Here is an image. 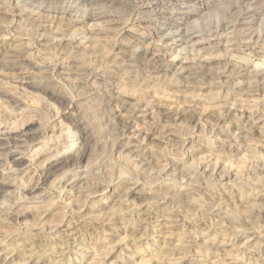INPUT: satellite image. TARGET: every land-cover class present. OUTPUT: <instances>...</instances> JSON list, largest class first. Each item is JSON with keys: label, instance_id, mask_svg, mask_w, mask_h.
Masks as SVG:
<instances>
[{"label": "rangeland", "instance_id": "rangeland-1", "mask_svg": "<svg viewBox=\"0 0 264 264\" xmlns=\"http://www.w3.org/2000/svg\"><path fill=\"white\" fill-rule=\"evenodd\" d=\"M72 1L52 0L51 2H44L42 3L43 8H41L44 10H41V14L32 18L18 16L17 13L15 16L5 14V11L9 9L15 12V7L20 3V0H0V38H7L5 48H8L9 44L14 41L24 43L28 47L27 53L30 54L31 59L33 58L31 61L36 68L33 70L26 67V69L21 70L12 64L0 63V90L20 98L15 103L0 94L2 106L11 108L13 111V114L6 116L5 111L3 112V108L0 106V124L10 129H18L32 120L31 122L35 123L36 126L32 125L30 128L38 127L42 131L46 129L48 133L41 140V145L37 146V154H33L36 165H38L37 171H21V174L18 173L20 176L18 174L13 175L8 171H10L11 166L14 169L19 162L7 160L5 155L0 156L1 163L5 162L0 165V182L4 181L3 177L7 171V182L17 184L16 187L6 188L7 195H0V204L5 202V204L12 206L18 195L20 196L17 188L20 184L28 187L22 191L23 196L31 197L33 195L31 193L32 187L38 179V174L40 173L39 176L44 174L50 167L49 162L45 160L47 156L50 158L57 152L64 154L70 149L73 150L71 153L76 154L80 149L79 147L85 144L78 137L86 129L85 132L90 138L88 146L85 148V158L74 174L68 175L70 171L66 172L69 168L64 166L45 183V189L39 191L46 196L47 202L42 204V208L21 218L22 223L28 224V231L21 229L22 227L16 223L0 222V237L12 235V233L16 234L15 239L4 242L7 252L8 250L15 252V256L8 255L10 261L7 264H24L23 260L28 258L33 261L34 255L36 258L40 254H47V252L52 253V259L55 260L58 257L54 258V254L59 256L62 246L65 248L67 245H70L71 248L65 260H61L60 264H91L93 257L99 259L113 249L116 252L105 261L106 264H111V262L122 260L123 254L121 256L120 253L128 252L122 249V246L125 247L126 245L131 246L135 254L131 263L126 264H143V262L167 264L165 261L157 260V252L154 250L157 247H163V244L157 243L156 246L153 241L161 240V236L168 235L167 231L169 230H174V233L181 235L180 241L174 243L180 245L181 242V245L178 250L173 252V255L166 256L167 258L187 257V259H192L200 257L204 258L202 260L206 263L214 260L217 256L219 259H226L227 252L220 251L221 254L216 255L215 250L208 251L201 248L198 244L202 239V230L209 231L207 235L209 239L214 237V240L224 243L228 240L227 237L229 238L239 229H252L253 232L256 229L257 235L263 237L264 186L262 181H264V170H261V167L264 161H258L257 157H253L259 156V153L260 156L262 154L264 156V92L254 94V92L248 91L246 89V84L249 81L247 78L237 81L235 78L219 79V75L223 71L232 70L231 68L235 65L245 66L246 70L249 71H254L257 67L264 69V0H98L97 3L91 2L92 0H82L83 3L79 6L72 5L75 8L69 10L70 13L69 11L66 12L65 8L68 10L67 6L70 7L69 3ZM1 4H6L7 9ZM92 12L100 13V15L89 18L88 15ZM244 12L248 13V16L243 17L242 13ZM180 28H186L195 35H199V39L204 40H202L203 43L195 46L194 42L197 40H189L190 38H188L186 41L184 39L185 42L179 41L177 44H172L173 47L171 46L166 51L164 38ZM80 40L83 41V44ZM136 48L138 50L140 48V52L149 48L150 51L157 52L156 54L159 55L164 52L161 61L164 64L179 56H181L179 57L180 60H189L188 62L191 60L192 65L193 62L202 60L201 65H206L203 70L204 73H202L203 75L194 74L192 76L186 74L183 75L184 77L173 75V71L157 74L152 69L150 70V62L143 58L133 67H128L126 60L123 59L124 55H129L133 52L130 50H136ZM124 51L128 52L124 54ZM194 56L195 58H193ZM62 60L64 61L62 62ZM142 63L143 65H141ZM147 63L149 64L145 65ZM151 66L154 65L151 63ZM210 68L216 73H206ZM128 69L134 71L131 72ZM136 70H139V73ZM126 71L128 74L131 72L129 76ZM26 72L32 74V79L35 77L33 79L36 81L35 84L25 86L24 91L23 89H16L18 84L15 83V80L17 82L18 75H23ZM247 72L245 71V73ZM157 75L165 77L159 76L160 80ZM126 77L131 78L126 79ZM169 78L172 79L173 85H171ZM156 79L160 81L151 84V82H157ZM179 79L180 81H178ZM227 79L228 81H225ZM173 80L178 82L177 85ZM237 82H247L242 87L245 89L241 88L242 91L233 89V85ZM153 85L159 86L152 87ZM214 95L219 96V98ZM118 101H125L124 107L119 108ZM161 103L166 107L172 105L171 108L176 111H185L188 107V109L194 107L192 110L196 112L197 117L201 114L200 112H203L202 114L205 116L200 122H193L190 120L191 118L183 116L176 123L170 120L168 126L163 128V121L161 122L158 117V109ZM132 107L137 108L133 115L131 113ZM115 114L133 116L128 133H141V140L139 138L138 141L137 139L132 140L134 146L131 149L134 152L128 155V159L125 156L127 152L121 153L120 149L116 147L117 130L113 129L115 125L112 122ZM215 114L226 116L224 124L230 129L232 128V132L220 131ZM159 119L160 121H158ZM237 128L242 131V134L233 136V132L238 131ZM144 137L145 139H143ZM234 137H238V141L233 140ZM248 141L257 149L248 150V146H243V144L251 145ZM208 152H211L216 159L219 158L221 164L230 165L228 168L232 169V172L237 174L239 178L227 183V181H221L218 175L212 177L213 179L208 176L209 174L201 175L200 167H198L200 166L199 162L203 155L208 154ZM193 167V170L190 169ZM134 168L137 170L135 171ZM95 170L99 173L96 174ZM168 174H172V177ZM173 174L175 175L173 176ZM85 175L88 177L87 179ZM63 176L64 178L81 176L83 179L81 178L77 187L78 189L80 187V190L76 188L77 190L74 189L71 194L60 193L62 183L59 182L63 180ZM249 178L250 180H247ZM88 180L92 183L97 181L95 184L98 185L94 184L95 187H89L91 182L89 183ZM250 181L253 183L251 184ZM87 184H89L88 190ZM131 188L133 189L129 190ZM247 203L261 204V210L254 214L255 216L249 217L243 213L246 211L245 204ZM21 206L33 205L26 202L21 203ZM224 208L229 210H221L219 215V209ZM217 211L219 212L217 213ZM160 213L165 217H162ZM89 216L92 217H90L92 222L89 220ZM11 217L12 214H9L8 209L0 213V220L5 221L4 219H6L7 221ZM112 217L113 219H111ZM164 218L167 220L166 222L163 221ZM239 219L240 221L245 219L248 222L242 223ZM170 225L174 226L173 229L169 227ZM71 232L73 236L69 238L68 235ZM134 236L147 239L132 246L131 240ZM255 241L253 247L257 245L259 248L256 246L255 250L261 254L264 246H261L259 239ZM226 244L227 242L224 245ZM79 246L95 252L90 253V255L87 254L85 257H83L84 254H80V258L77 259L76 248ZM253 247L251 250H254ZM199 248L200 250H198ZM227 248L228 250L232 249L231 247ZM193 250L194 252H192ZM252 255L251 253H241L244 261H241L240 264H262L256 260V255ZM31 256L32 258H29ZM70 259L72 260L70 261Z\"/></svg>", "mask_w": 264, "mask_h": 264}, {"label": "bare ground", "instance_id": "bare-ground-1", "mask_svg": "<svg viewBox=\"0 0 264 264\" xmlns=\"http://www.w3.org/2000/svg\"><path fill=\"white\" fill-rule=\"evenodd\" d=\"M52 0H20V3H18L17 5H16V7H15V12L13 11V10H11V9H9V10H7V11H5V12H3V13H5V14H7V15H13V16H15V13H17V15L18 16H29V17H34V16H38L39 14H41V10L43 11L44 9H41V8H43L42 7V3H44V2H51ZM40 2H41V4H40ZM91 2H94V3H97L98 2V0H92ZM7 3V2H6ZM10 3V2H9ZM81 3H83V1L82 0H73L71 3H69L70 4V7H69V5L67 6V8H68V10H66V8H65V11L66 12H68L69 10H71V9H73V8H75V6L73 7L72 5H80ZM2 6H5V8H6V4H1ZM7 7H10L9 5H7ZM77 7V6H76ZM0 8H1V6H0ZM4 8V7H3ZM11 8V7H10ZM7 9V8H6ZM5 9V10H6ZM1 10V9H0ZM2 11H3V9H2ZM63 11V10H62ZM74 11V10H73ZM60 12V11H59ZM61 13V12H60ZM69 13H70V11H69ZM79 13V12H78ZM83 13H84V10H83ZM82 13V14H83ZM55 14H56V12H55ZM57 14H58V11H57ZM80 14V13H79ZM88 14V13H87ZM146 14V13H145ZM149 14V13H148ZM235 14V13H234ZM243 14V17H246V16H248V13H242ZM86 15V14H85ZM100 15V13H96V12H92L91 14H89L88 16H89V18L91 17V18H93V17H96V16H99ZM147 15V14H146ZM233 15V14H232ZM83 18V17H82ZM238 18V17H237ZM242 18V17H241ZM240 19V18H239ZM233 23V22H232ZM228 24V23H227ZM230 25H231V23H229ZM233 25V24H232ZM160 31V30H159ZM216 32V31H215ZM168 33V32H167ZM170 33H172V32H170ZM217 33V32H216ZM200 34V33H199ZM217 35V34H216ZM225 36V35H224ZM165 37V36H164ZM221 37V36H220ZM178 38V39H177ZM188 38H190L189 40H192V39H194V40H197V41H195L194 42V44H195V46L196 45H199L200 43H203L202 42V40H200L199 39V35H195V33H193V32H191V31H189V30H187L186 28L185 29H182V28H180V29H178V31H176V32H174V33H172V34H170V35H167V37H165L164 39H165V42H164V49L167 51L171 46L173 47V45L172 44H177V42H179V41H184V39H185V41H186V39H188ZM198 38V39H197ZM252 38V37H251ZM163 39V38H162ZM245 39V38H244ZM249 40V39H248ZM70 41V40H69ZM72 41V40H71ZM70 41V42H71ZM85 41V40H84ZM184 41V42H185ZM204 41V40H203ZM207 41V40H206ZM210 41V40H209ZM62 42V41H61ZM78 42V41H77ZM80 42H81V40H80ZM83 42V41H82ZM81 42V43H82ZM69 43V42H68ZM131 43V42H130ZM129 43V44H130ZM208 43V42H207ZM220 43H221V41H220ZM6 44H7V38L6 37H1L0 38V63H4V64H12L13 66H15L17 69H26V67H29V68H31V69H33V70H36V68H35V66H34V64L32 63V59L30 58V54L29 53H27V46L24 44V43H22V42H20V41H14V42H12L11 44H9V46H8V48H5L6 47ZM79 44V43H78ZM83 44V43H82ZM134 44H137L136 42H134ZM211 44V43H210ZM215 44V43H214ZM257 44V43H256ZM80 46H81V44H79ZM159 45H161V44H159ZM212 45V44H211ZM75 46V45H74ZM79 46V47H80ZM214 46V45H213ZM145 49V48H144ZM157 49V48H156ZM159 50V49H158ZM130 51H133L132 53H130L129 55L127 54V55H124V58L121 56V58H123V59H125L126 60V65L128 66V67H133L134 65H135V63H138V62H140V60H142V58L143 59H145L146 61H149L150 62V65H149V67H150V70L152 69L155 73L157 72V74L158 73H162L163 72V74L164 73H168V72H174L173 73V75H176V76H179V77H184L183 75H186V74H189V75H196V74H201V75H203L202 73H204L203 72V70H204V68H205V66H203V65H201L202 63H201V61H199V62H196V63H194L193 62V65L191 64L192 62H191V60H190V62H188V61H185V60H180L179 59V57H181V56H179V57H174V59L172 60V61H170V62H165V64L163 63H161V61H162V57H163V53L164 52H162V54L161 55H159V54H156L155 52H153V51H150L149 50V48H147V50H145V51H143V52H140L141 51V49L139 48V50H138V48H136V50H130ZM166 51H165V54H166ZM126 52H128V51H126ZM125 51H124V54L126 53ZM60 53V52H59ZM62 53H64V52H62ZM61 53V54H62ZM196 53H198V52H196ZM200 53V52H199ZM168 54V53H167ZM60 55V54H59ZM64 55V54H63ZM198 55V54H197ZM118 56V55H117ZM2 57H3V60H2ZM67 57V56H66ZM201 57V56H200ZM204 57V56H203ZM10 58V59H9ZM119 58V57H118ZM193 58H195V56L193 57ZM207 58V57H206ZM205 58V60H207ZM9 59V60H8ZM64 59H66V58H64ZM68 59V58H67ZM116 59V58H115ZM189 59V58H188ZM204 59V58H203ZM119 60V59H118ZM204 60V61H205ZM209 60H211V59H209ZM38 61V60H37ZM64 60H62V62H63ZM194 61H195V59H194ZM123 62H124V60H123ZM134 62V63H133ZM208 62V61H207ZM238 62V61H237ZM37 63V62H36ZM42 63V62H41ZM151 63L154 65V66H151ZM239 63V62H238ZM237 63V64H238ZM264 63V62H263ZM40 64V63H39ZM149 63H147V64H145V65H148ZM160 64V65H159ZM240 64V63H239ZM38 65V64H37ZM36 65V66H37ZM40 65H42V64H40ZM120 65H122V64H120ZM138 65H140V64H138ZM141 65H143V63L141 64ZM257 65H259V64H257ZM257 65L255 66V68L257 67ZM262 65V64H261ZM123 66V65H122ZM208 66V65H207ZM211 66V65H210ZM260 66V65H259ZM121 67V66H120ZM126 67V66H125ZM146 67H148V66H146ZM148 67V68H149ZM213 67V66H212ZM225 67V66H224ZM223 67V68H224ZM262 67H263V65H262ZM44 68V67H43ZM215 68V67H214ZM119 69V68H118ZM127 69V68H126ZM200 69V70H199ZM232 70H230V71H223L219 76V79H222V78H235V79H237V81H238V79H246L247 78V80H249L248 81V83L246 84L245 82L243 83H241V82H237L235 85H233L234 87H233V89H239V91H242V90H240L242 87H243V85L244 84H246V89L248 90V91H252V92H254V94L256 93V94H259V93H262V92H264V69H260V67L258 68L257 67V69H255L254 71H249V70H246V68H245V66H240V65H235V66H233L232 68H231ZM81 70V69H80ZM92 70V69H91ZM130 69H128V71H129ZM54 71V70H53ZM93 71V70H92ZM123 71V70H122ZM131 71V70H130ZM132 71H134V70H132ZM131 71V72H132ZM137 71V70H136ZM139 71V70H138ZM137 71V72H138ZM217 71V70H216ZM220 71H221V69H220ZM245 71L247 72V73H245ZM31 73H32V71H30ZM36 72V71H35ZM45 72V71H44ZM127 72V71H126ZM130 72V73H131ZM147 72V71H146ZM145 72V73H146ZM31 73H28V72H26V73H24L23 75H18V78H17V82H16V80H15V83H17L18 85H16V89H20V90H22L25 86H33V84H35V80H33L32 79V74ZM37 73V72H36ZM35 73V74H36ZM79 73V72H78ZM129 73V74H130ZM134 73V72H133ZM136 73V72H135ZM134 73V74H135ZM139 73V72H138ZM137 73V74H138ZM206 73H208V74H212V73H216V72H214V71H212V68H210L209 69V71L208 72H206ZM33 74H34V72H33ZM67 74V73H66ZM86 74H88V73H86ZM127 74H128V72H127ZM129 74H128V76H129ZM95 75V74H94ZM140 75V74H139ZM201 75H200V77H201ZM205 75V74H204ZM217 75H218V72H217ZM60 76V75H59ZM132 76V75H131ZM158 76V78H160V77H162L163 75H157ZM160 76V77H159ZM168 76V75H167ZM190 76V77H191ZM209 76V75H208ZM208 76H207V78H208ZM74 77V76H73ZM72 77V78H73ZM140 78H141V76H139ZM152 77V76H151ZM163 77H165V76H163ZM171 77V76H170ZM195 77V76H194ZM203 77V76H202ZM204 77H206V76H204ZM47 78V77H46ZM75 78H76V76H75ZM127 78H131V77H126V79ZM144 78V77H143ZM156 78V77H155ZM155 78H154V80H155ZM167 78V77H166ZM173 78V77H172ZM67 79V78H66ZM80 79V78H79ZM146 79V78H145ZM148 79V78H147ZM170 79V78H169ZM201 79V78H200ZM37 80V79H36ZM41 80V79H40ZM46 80V79H45ZM54 80V79H53ZM83 80V79H82ZM134 80V79H133ZM136 80V79H135ZM160 80H161V78H160ZM159 80V81H160ZM191 80V79H190ZM204 80V79H203ZM42 81V80H41ZM58 81H59V79H58ZM76 81V80H75ZM126 81V80H125ZM128 81V80H127ZM143 81H146V80H144L143 79ZM142 81V82H143ZM150 81H151V79H150ZM149 81V82H150ZM156 81L157 82H155V83H152L151 82V84H156V83H158L159 81L156 79ZM172 79H170V83H171V85H173L172 84ZM174 82H176L175 80H173ZM178 81H180V79L178 80ZM184 81V80H183ZM225 81H228V79L227 80H225ZM234 81V80H233ZM77 82H78V80H77ZM81 82V81H80ZM129 82H133V81H129ZM196 82H197V80H196ZM206 82V81H205ZM230 82V81H229ZM139 83V82H138ZM163 83V82H162ZM167 83V82H166ZM170 83H169V85H170ZM177 83L178 82H176V84L175 85H177ZM180 83V82H179ZM192 83V82H191ZM194 83V82H193ZM223 83H225V82H223ZM227 83V82H226ZM19 84H20V86H19ZM137 84V83H136ZM147 84V83H146ZM199 84V83H198ZM214 84V83H213ZM233 84H234V82H233ZM144 85V84H143ZM208 85V84H207ZM228 85V84H227ZM137 86V85H136ZM155 85H153L152 87H154ZM157 86H159V85H156L155 87H157ZM162 86V85H161ZM160 86V87H161ZM216 86V85H215ZM224 86V85H223ZM230 86H232L231 84H230ZM229 86V87H230ZM245 86V85H244ZM99 87H101V86H99ZM104 87V86H103ZM131 87V86H130ZM149 87H151V86H149ZM197 87V86H196ZM210 87H211V83H210ZM106 88V87H105ZM25 89V88H24ZM24 89H23V91H24ZM149 89V88H148ZM162 89V88H161ZM203 89V88H202ZM219 89V88H218ZM228 89V88H227ZM242 89H245V88H242ZM144 90H145V88H144ZM147 90V89H146ZM200 90V89H199ZM214 90V89H213ZM110 91V90H109ZM149 91V90H148ZM212 91V90H211ZM220 91V90H219ZM227 91V90H226ZM232 92H233V90H231ZM230 91V92H231ZM238 91V92H239ZM245 91V90H244ZM177 92V91H176ZM209 93H210V91H208ZM247 92V91H246ZM180 93V92H179ZM215 93V92H214ZM219 93V92H218ZM235 93V92H234ZM0 94H2V96L3 97H5L6 99H9L10 101H13V102H17L20 98H18V96L16 97V95H11L9 92H4V91H2V90H0ZM174 94V93H173ZM207 94V93H206ZM228 94V93H227ZM241 94V93H240ZM177 95V94H176ZM200 95V94H199ZM204 95H205V93H204ZM102 96V95H101ZM197 96H198V94H197ZM215 96V95H214ZM213 96V97H214ZM226 96H228V95H226ZM234 96V95H233ZM178 97V96H177ZM199 97V96H198ZM216 97V96H215ZM225 97V96H224ZM205 98H209V97H205ZM204 98V99H205ZM216 98H219V96L218 97H216ZM215 98V99H216ZM241 98V97H240ZM239 98V99H240ZM260 98V97H259ZM100 99V98H99ZM214 99V100H215ZM227 99V98H226ZM242 99V98H241ZM112 100V99H111ZM115 100H117V99H115ZM218 100V99H217ZM216 100V101H217ZM254 100V99H253ZM173 101V100H172ZM229 101V100H228ZM235 101V100H234ZM256 101V100H255ZM72 102V101H71ZM109 102H112V101H109ZM205 102H206V100H205ZM224 102V101H223ZM227 102V101H226ZM233 102V101H232ZM104 103V102H103ZM117 103V102H116ZM124 103V104H123ZM235 103V102H234ZM257 103V102H256ZM118 106H119V108H121V107H124V105H125V101H122V102H119L118 101ZM175 104V103H174ZM255 104V103H254ZM108 105V104H107ZM243 105V104H242ZM0 106L3 108V112L5 111V115L6 116H8V115H11V114H13L12 112V109L10 110V109H8L7 107H5V106H2V101H1V99H0ZM102 106V105H101ZM117 106V105H116ZM168 106V105H167ZM251 106H253V105H251ZM127 107V106H126ZM171 107H172V105H171ZM171 107H166V105H162V103H161V105H159V109H158V117L161 119V122L163 121V128H166L167 126H168V123H170V120H172L174 123H176L178 120H180V118H182L183 116H187V117H189V118H191L190 120H192L193 122H200V120H202L204 117L203 116H205V114H202L203 112H200L201 114L200 115H198L199 117H197L196 116V112H194V110H192L191 108L190 109H186L185 111H176L175 109H172ZM173 107H174V105H173ZM177 107V106H176ZM256 107V106H255ZM185 108V107H184ZM198 108V107H197ZM232 108V107H231ZM1 109V108H0ZM130 110H131V108H129ZM181 109V108H180ZM245 109V108H244ZM250 109V108H249ZM256 109V108H255ZM262 109V108H261ZM137 110V108H134V107H132V110H131V113H132V115L135 113V111ZM146 110H147V108H146ZM242 110V109H241ZM129 111V110H128ZM196 111H198V110H196ZM202 111V110H201ZM210 111V110H209ZM223 111V110H222ZM230 111V110H229ZM205 112V111H204ZM217 112H219V111H217ZM216 112V113H217ZM209 113H211V112H209ZM208 113V114H209ZM228 113V112H227ZM156 115V114H155ZM216 115V114H215ZM228 115V114H227ZM248 115V114H247ZM73 116V115H72ZM217 116V115H216ZM111 117V116H110ZM132 117L133 116H126V115H118V114H115V116L113 117V120H112V122H113V124L115 125V128H113V129H115V130H117V138H115V142H116V147L117 148H119L120 149V151H121V153H125V152H127V154L125 155V156H127V159H128V155H131V154H133V150L131 149L132 148V146H134L133 144H132V140H136L137 139V141L140 139V134L141 133H139V134H137V132L136 133H132V134H130V133H128V128L130 127V121H131V119H132ZM157 117V116H156ZM209 117V116H208ZM225 115L223 114H221V115H219L218 114V116H217V124H218V126H219V129H220V131L221 132H223V131H229V132H232V128L230 129L228 126H225ZM228 118V117H227ZM260 118V117H259ZM258 118V119H259ZM160 119L158 120V121H160ZM251 119V118H250ZM236 120V119H235ZM32 121V120H31ZM30 121V123L28 122V124H26L25 126L24 125H22L20 128H9V127H6L5 125L4 126H2L3 124H0V156H2V155H5L6 156V158H7V160H12V161H15V162H19V164L17 165V166H15L14 167V169H12V167L13 166H11V168H10V171H8V172H10V173H12L13 175H15V174H21V171L23 172V171H29V172H34V171H37L36 169H37V166L38 165H36V159H34V155L33 154H35L36 152H37V146L40 144L41 145V140L42 139H44V136H46L48 133H47V131H46V129H43V127H42V129L44 130V131H42L41 130V128H39L38 129V127L37 128H30V126H32V125H35V123H33V122H31ZM204 121H205V119H204ZM208 121V120H207ZM206 121V122H207ZM232 121V120H231ZM107 122V121H106ZM191 122V121H190ZM251 122H252V120H251ZM254 122V121H253ZM111 123V122H110ZM159 123V122H158ZM216 123V122H215ZM112 124V123H111ZM160 124V123H159ZM173 124V123H172ZM191 124V123H190ZM239 124V123H238ZM251 124V123H250ZM253 124V123H252ZM75 125V124H74ZM175 125V124H174ZM173 125V126H174ZM221 125V126H220ZM245 125V124H244ZM254 125V124H253ZM24 126V127H23ZM36 126V125H35ZM230 126V125H229ZM112 127H113V125H112ZM111 127V128H112ZM158 127V126H157ZM177 127V126H176ZM176 127H174V128H176ZM204 127V126H203ZM234 127H236V126H234ZM233 127V128H234ZM243 128V127H242ZM262 128H263V126H262ZM49 129V128H48ZM78 129V128H77ZM238 129V128H237ZM250 129H251V127H250ZM66 130V129H65ZM83 130V129H82ZM87 130V129H86ZM85 130V131H86ZM172 130V129H171ZM260 130V129H259ZM77 131V130H76ZM85 131H83L81 134H80V136L78 137L79 139H81L83 142H85V144L83 145V146H80L79 148V151L76 153V154H74V153H71L72 151H71V149L69 150V151H67L66 153H64V154H61V153H59V152H55L56 154L55 155H53L52 157H50L49 158V156H47V159H45L46 161H48L49 163H48V165L50 166L49 168H48V170L44 173V174H41L40 176H39V174H38V179H37V181L36 182H34L35 184L33 185V189H32V192L31 193H33V195H31V197H28V196H23V192L22 191H24V190H26V189H28V187H27V185H22V184H20V186L19 187H17L18 189H19V193H20V196L18 195V197H17V200H15V202H13L12 203V206L10 205L9 206V204L7 205V204H5V202H1V204H0V213H2V212H4V211H7V209H8V212H9V214H12V217L11 218H8V220L6 221V219H4L5 221H3V220H0V222H10V223H16V224H19V226H21L22 228L21 229H27V231H28V229H29V226H28V224L27 223H22L21 222V218H23V217H25L27 214H31L33 211L35 212L37 209H40V208H42L43 206H42V204L43 203H45V202H47V198H46V196L45 195H43V194H41L39 191H41V190H44L45 189V183L54 175V174H56L58 171H60V170H62V168H64V166H66L67 167V169L69 168V170L66 172V173H68L69 171V173H68V175L70 174V175H72V174H74V172L76 171V169L77 168H79L80 167V164H81V162L83 161V159L85 158V148L88 146V142H89V136H87V134H86V132ZM235 131V130H234ZM245 131V130H244ZM247 131V130H246ZM253 131H256V130H253ZM263 131V130H262ZM52 133L54 132V131H51ZM66 132H68V131H66ZM242 131H240L239 129H238V131L236 130V132H233V136H236L237 134H242L241 133ZM260 132V131H259ZM50 133V132H49ZM170 133V132H169ZM228 133V132H227ZM244 133V132H243ZM252 133V132H251ZM250 133V134H251ZM263 133V132H262ZM76 134V133H75ZM232 134V133H231ZM248 134V133H247ZM259 134V133H258ZM73 135V134H72ZM110 135V134H109ZM249 135V134H248ZM248 135H246L247 136V138H249V136ZM260 135V134H259ZM262 135V134H261ZM52 136H54V135H52ZM52 136H50V137H52ZM112 136V135H111ZM246 136H244V137H246ZM253 136V135H252ZM263 136V135H262ZM261 136V137H262ZM49 137V136H48ZM55 137V136H54ZM58 137V136H57ZM164 137V136H163ZM178 137V136H177ZM53 138V137H52ZM110 138V137H109ZM139 138V139H138ZM236 138H237V140H236ZM234 137L233 138V140H235V141H238V137ZM246 138V139H247ZM264 138V137H263ZM263 138H261V139H263ZM143 139H145V137L143 138ZM57 140V139H56ZM141 140V139H140ZM49 141V140H48ZM113 141V140H112ZM146 141V140H145ZM187 141V140H186ZM234 141V142H235ZM246 141V140H245ZM250 141V140H249ZM248 141V142H249ZM264 141V140H263ZM52 142H53V140H52ZM105 142V141H104ZM244 142V141H243ZM261 142V141H260ZM49 143H51V142H49ZM101 143H103V142H101ZM108 143V142H107ZM183 143V142H182ZM230 143H232V142H230ZM238 143V142H237ZM239 143H241V142H239ZM250 143V142H249ZM255 143V142H254ZM44 144V143H43ZM114 144V143H113ZM143 144H144V141H143ZM232 144H235V143H232ZM251 144V143H250ZM243 146H248V150H253L254 148H256L257 149V147H254L252 144L251 145H245V144H243ZM48 147V146H47ZM57 147V146H56ZM59 147V146H58ZM50 149V148H49ZM114 149V148H113ZM138 149V148H137ZM43 151V150H42ZM44 152V151H43ZM42 152V153H43ZM237 152V151H236ZM253 152H255V151H253ZM261 152V151H260ZM31 153V154H30ZM41 153V152H40ZM51 153V152H50ZM49 153V154H50ZM119 153V152H118ZM140 153V152H139ZM139 153H138V156H139ZM249 153V152H248ZM257 153V152H256ZM37 154V153H36ZM45 154V153H44ZM48 154V153H47ZM254 154V153H253ZM252 154V155H253ZM39 155V154H38ZM124 155H123V157H124ZM18 156V157H17ZM140 156H141V154H140ZM251 156V155H250ZM263 154L260 156V153H259V156L257 155V156H254L253 158H256L257 157V159H258V161H264V159H263ZM119 157H120V155H119ZM118 157V158H119ZM36 158V157H35ZM122 158V157H121ZM132 158V157H131ZM138 158V157H137ZM251 158H252V156H251ZM219 158H215V156L211 153V152H208V154H205V155H203V157H202V159H200V162H199V164H200V166H198V167H200L199 168V171H201V175H203V176H206V175H208V176H210V178H212V177H215V176H219L218 178H221L220 180L221 181H227V183H229V182H232V181H235L237 178H239L238 177V175L237 174H234L233 172H232V169H230V168H228L229 166H227V164H221V162L218 160ZM5 160V159H4ZM137 160V159H136ZM1 161H2V159H0V165H2V163H5V162H2L1 163ZM45 161V162H46ZM55 161V162H54ZM257 161V162H258ZM145 162V161H144ZM38 164V163H37ZM131 164V163H130ZM139 164V163H138ZM141 164H143L142 162H141ZM145 164V163H144ZM147 164V163H146ZM149 164V163H148ZM6 165H7V162H6ZM94 165V164H93ZM119 165V164H118ZM170 165V164H169ZM174 165V164H173ZM5 166V165H4ZM138 166V165H137ZM140 166V165H139ZM172 166V165H171ZM175 166V165H174ZM173 166V167H174ZM10 167V166H9ZM90 167V166H89ZM177 167V166H176ZM198 167H197V169H198ZM258 167V166H257ZM256 167V168H257ZM133 168V167H132ZM135 168H138V167H136L135 166ZM135 168H134V170H135ZM232 168H233V166H232ZM140 169V168H139ZM142 169V168H141ZM144 169V168H143ZM165 169V168H164ZM175 169V168H174ZM190 169H194V167L193 168H190ZM189 169V170H190ZM89 170V169H88ZM92 170V169H91ZM137 170V169H136ZM135 170V171H136ZM250 170V169H249ZM251 170H253V169H251ZM257 170V169H256ZM261 170H264V164L262 165V167H261ZM96 171V174H97V170H95ZM95 171H94V174H95ZM139 171V170H138ZM146 171V170H145ZM168 171H170V170H168ZM173 171V170H172ZM185 171V170H184ZM187 171V170H186ZM255 171V170H254ZM26 172V173H27ZM91 172V171H90ZM140 172V171H139ZM6 173H7V171L5 172V174H4V177H3V179H4V181H1L0 182V195L2 196V194H5V195H7L8 194V192L6 191V188L7 187H12V186H17V184H10V182L8 183L7 182V180H6ZM42 173V172H41ZM88 173V172H87ZM92 173V172H91ZM99 173V172H98ZM199 173V172H198ZM248 173V172H247ZM251 173V172H250ZM18 174V175H19ZM23 174V173H22ZM86 174V173H85ZM103 174V173H102ZM195 174V173H194ZM3 175V174H2ZM34 175H35V173H34ZM87 175V174H86ZM85 175V176H86ZM88 175H89V173H88ZM87 175V176H88ZM124 175V174H123ZM133 175V174H132ZM131 175V176H132ZM135 175V174H134ZM168 175H171V177H172V174H168ZM175 174H173V176H174ZM9 176V175H8ZM20 176V175H19ZM84 176V175H83ZM85 177L86 179L88 178V177ZM99 176V175H98ZM125 176V175H124ZM128 176V175H127ZM164 176V175H163ZM185 176V175H184ZM187 176V175H186ZM193 176V175H192ZM198 176V175H197ZM9 177H11V176H9ZM73 177V176H72ZM126 177V176H125ZM168 177V176H167ZM170 177V178H171ZM194 177V176H193ZM81 176H76V177H74V178H64V176H63V180L61 181V182H59V183H62V186H61V190H60V193L61 192H66V194H71L72 192H74L73 190L74 189H76L77 187H78V182L81 180ZM112 178V177H111ZM132 178V177H131ZM165 178H166V176H165ZM196 178V177H195ZM200 178V177H199ZM202 178V177H201ZM205 178V177H204ZM207 178V177H206ZM209 178V179H210ZM9 179V178H8ZM11 179V178H10ZM83 179V178H82ZM90 179V178H89ZM190 179H191V177H190ZM213 179V178H212ZM110 180V179H109ZM192 180H193V178H192ZM194 180H196V179H194ZM200 180V179H199ZM198 180V181H199ZM217 180V179H216ZM242 180V179H241ZM247 180H250V178L249 179H247ZM259 180V179H258ZM263 180V179H262ZM86 181V180H85ZM89 181V180H88ZM238 181V180H237ZM253 182H254V180H252ZM91 182V184L89 185V184H87V190L89 189L88 188V185H89V187H93L94 186V184L95 183H97V181L96 182H94V183H92V181H89V183ZM204 182V181H203ZM249 182V181H248ZM253 182H251L250 181V183L252 184ZM257 183H258V181H256ZM263 182V186H264V181H262ZM88 183V182H87ZM98 183H100V182H98ZM216 183V182H215ZM226 183V184H227ZM260 183V182H259ZM103 184V183H102ZM209 184V183H208ZM225 184V185H226ZM95 185H98V184H95ZM200 186V185H199ZM255 186H256V184H255ZM83 187V186H82ZM95 187V186H94ZM31 188V187H30ZM29 188V189H30ZM68 188H70L69 190H68ZM85 188V187H84ZM99 188V187H98ZM213 188V187H212ZM235 188V187H234ZM60 189V188H59ZM78 189V188H77ZM76 189V190H77ZM93 189V188H92ZM133 188H131V189H129V190H132ZM78 190H80V187H79V189ZM81 190H83L82 188H81ZM86 190V189H85ZM260 192V191H259ZM18 193V194H19ZM63 194V193H62ZM9 195H10V193H9ZM26 195V194H25ZM60 195V194H59ZM256 195H258V194H256ZM61 196V195H60ZM129 196V195H128ZM251 196V195H250ZM8 197V196H7ZM49 197V196H48ZM127 197V196H126ZM14 199V198H13ZM49 199V198H48ZM8 200V199H7ZM6 200V201H7ZM122 200V199H121ZM127 200V199H126ZM130 200V199H129ZM163 200H164V198H163ZM163 200H161V201H163ZM123 201V200H122ZM131 201V200H130ZM30 203V205H33V206H21L20 207V204L21 203ZM120 202V201H119ZM132 202H134V201H132ZM132 202H130V203H132ZM155 202H157V201H155ZM173 202V201H172ZM123 203V202H122ZM129 203V202H128ZM210 203V202H209ZM69 204H70V202H69ZM125 204H127V203H125ZM124 204V205H125ZM134 204V203H133ZM143 205V204H142ZM167 205V204H166ZM246 205V211H244L243 213H246V215H248L249 217H251L252 215H254V214H256L258 211H260L261 210V207H262V205L261 204H258V203H247V204H245ZM70 206V205H69ZM123 206V205H122ZM127 206V205H126ZM135 206V205H134ZM133 206V207H134ZM147 206V205H146ZM219 206V205H218ZM243 207H244V204L242 205ZM72 207V206H71ZM121 207V206H120ZM132 207V208H133ZM137 207V206H136ZM135 207V208H136ZM139 207V206H138ZM156 207V206H155ZM223 207V206H222ZM73 208V207H72ZM124 208V207H123ZM131 208V209H132ZM157 208V207H156ZM218 208V207H217ZM219 208H221V207H219ZM229 208V207H228ZM128 209V208H127ZM137 209V208H136ZM81 210V209H80ZM144 210V209H143ZM155 210V209H154ZM154 210H152V211H154ZM158 210V209H157ZM210 210V209H209ZM220 210V213H219V215L221 214V210H225V208L224 209H219ZM226 210H229V209H226ZM225 210V211H226ZM73 211V210H72ZM130 211V210H129ZM146 211V210H145ZM156 211V210H155ZM231 211V210H230ZM133 212V211H132ZM148 212H149V210H148ZM164 212V211H163ZM219 211H217V213H218ZM263 212V211H262ZM155 213H157V212H155ZM216 213V214H217ZM228 213V212H227ZM76 214V213H75ZM83 214V213H82ZM123 214V213H122ZM127 214V213H126ZM142 214V213H141ZM150 214V213H149ZM161 214V213H160ZM165 214H167V213H165ZM211 214V213H210ZM223 214V213H222ZM73 215V214H72ZM121 215V214H120ZM140 215V214H139ZM145 215H147V214H145ZM153 215V214H152ZM162 215V214H161ZM228 215H229V213H228ZM243 215V214H242ZM81 216V215H80ZM221 216H223V215H221ZM225 216V215H224ZM230 216V215H229ZM229 216H227L228 218H230ZM233 216V215H232ZM247 216V217H248ZM255 216V215H254ZM263 216V215H262ZM73 217V216H72ZM90 217L91 216H89V220H90ZM126 217V216H125ZM162 217H165V216H163L162 215ZM226 217V218H227ZM236 217V219H238L237 218V216H235ZM234 217V218H235ZM240 217V216H239ZM242 217V216H241ZM248 217V218H249ZM92 218V217H91ZM97 218V217H96ZM115 218V217H114ZM118 218V217H117ZM242 218H244V216L242 217ZM247 218V219H248ZM259 218V217H258ZM86 219V218H85ZM95 219V218H94ZM111 219H113V217L111 218ZM165 219V218H164ZM176 219H177V217H176ZM181 219V218H180ZM75 220H77V219H75ZM79 220V219H78ZM83 220H84V217H83ZM159 220L160 221H162L160 218H159ZM158 220V221H159ZM251 220V219H250ZM81 221V220H80ZM91 221V220H90ZM89 221V222H90ZM94 221H96V220H94ZM163 221H167L166 219L165 220H163ZM182 221V220H181ZM203 221V220H202ZM239 221H240V219H239ZM248 221H249V219H248ZM247 220H241L240 222H242V223H247L248 222ZM72 222V221H71ZM92 222V221H91ZM165 222H164V224H165ZM170 222V221H169ZM259 222V221H258ZM186 223V222H185ZM175 224V223H174ZM178 224V223H177ZM184 224V223H183ZM222 224V223H221ZM257 224V223H256ZM88 225V224H87ZM162 225V224H161ZM199 225V224H198ZM201 225H203L204 226V224H201ZM212 225V224H211ZM79 226V225H78ZM164 226H166V225H164ZM213 226V225H212ZM218 226V225H217ZM220 226V225H219ZM225 226V225H224ZM231 226V225H230ZM84 227V226H83ZM82 227V228H83ZM155 227V226H154ZM171 229H173V227L174 226H172V225H170L169 226ZM168 227V228H169ZM202 227V226H201ZM51 228V227H50ZM49 228V229H50ZM88 228V227H87ZM86 228V229H87ZM92 228H93V226H92ZM95 228V227H94ZM97 228H98V226H97ZM169 228V229H170ZM221 228V227H220ZM247 228V227H246ZM249 228V227H248ZM91 229V228H90ZM99 229V228H98ZM145 229V228H144ZM201 229V228H200ZM217 229V228H216ZM245 229V228H244ZM51 230H53V229H51ZM71 230V229H70ZM69 230V231H70ZM88 230V229H87ZM139 230V229H138ZM152 230V229H151ZM183 230V229H182ZM191 230V229H190ZM201 231V230H200ZM199 231V232H200ZM203 232H202V234H201V237H202V239L200 240L201 242H200V244H198L201 248H203L204 250H208V251H213V250H215L216 251V255H220L221 253H219L220 251H224V252H227L226 254L227 255H225V257H226V259H219L218 258V256L214 259V260H210V262H206V263H204V261L202 260V259H204V258H200V257H194V258H192V259H187V257H179V258H167L168 257V255H173V252H175V250H178L179 248H180V245H181V242H180V245L179 244H174L176 241H180V239H181V235H178V234H176V233H174V230H169V231H167L169 234L167 235L166 234V236H161L162 237V239L161 240H159V239H157V240H155V241H153V242H155L156 244H154V245H156L157 246V243L158 244H160L161 243V245L163 246V247H157V249H154V250H156V252H157V260L158 261H160V262H162V261H165V263H167V264H240V262L241 261H244L243 259V256H241V253H251V254H253V255H256L255 256V258H256V260H258L260 263H262V264H264V250L262 251V253L261 254H258V251H256L255 249H256V246L255 247H253V242L256 240V239H259L260 240V244H261V246H264V236L262 237V236H258L257 235V232H256V229H255V231L253 232L252 231V229H250V230H240L239 229V231L237 230L234 234H232V235H230L229 236V238L227 237L226 238V236H225V238L226 239H228L226 242H227V244L226 245H224L225 243L224 242H221V241H216V240H214V237H213V239L211 238V239H209L208 238V232H206V230L204 231V230H202ZM65 232H66V230H65ZM76 232V231H75ZM154 232V231H153ZM191 232V231H190ZM194 232V231H193ZM178 233H181V232H178ZM195 233V232H194ZM212 233H214V232H212ZM65 234V233H64ZM96 234V233H95ZM145 234V233H144ZM148 234V233H147ZM152 234V233H151ZM183 234V233H182ZM186 234V233H185ZM210 234V233H209ZM220 234H222V233H220ZM219 234V235H220ZM51 235V234H50ZM150 235V234H149ZM153 235H155V234H153ZM184 235V234H183ZM16 234H13L12 233V235H6V236H1L0 237V264H7L9 261H10V258H9V256L10 255H12V256H15V252L13 253V252H10L9 250H8V252H7V247L5 248L4 247V242L5 241H7V240H13V239H15L16 237ZM69 238H71L72 236H73V233L71 232L69 235ZM101 236V235H100ZM145 236H147V235H145ZM156 236H157V234H156ZM159 236V235H158ZM137 236H134V237H132V240H131V245L133 246V245H135V244H138V243H141L142 241L144 242V241H146V239L147 238H144V237H140L139 236V238H136ZM160 237V236H159ZM199 237V236H198ZM207 238V239H206ZM67 239V238H66ZM129 239V238H128ZM186 239V238H185ZM196 239V238H195ZM75 240V239H74ZM63 241V240H62ZM69 241V240H68ZM67 241V242H68ZM185 241V240H184ZM7 242H9V241H7ZM187 242H188V240H187ZM256 242V241H255ZM254 242V243H255ZM258 242V241H257ZM65 243V242H64ZM184 243V242H183ZM190 243V242H189ZM61 244V243H60ZM69 244V243H68ZM71 244V243H70ZM76 244V243H75ZM82 244V243H81ZM174 244V245H173ZM258 244V243H257ZM263 244V245H262ZM71 245H73V244H71ZM84 245V244H83ZM126 245V244H125ZM185 245V244H184ZM184 245H182L183 247H184ZM188 245V244H187ZM189 245H191V244H189ZM255 245V244H254ZM259 245V244H258ZM62 246V245H61ZM140 246V245H139ZM155 246V247H156ZM186 246V245H185ZM260 246V247H261ZM63 248H61V250H60V252H59V256H55V254H54V258L55 257H58L57 259L55 258V260H53L52 259V253H48L47 252V254H40V255H38L36 258L33 256V261H31V259H28L27 258V260H23V262H24V264H50V263H54V264H60V262H61V260L63 261V260H65V258H66V256L68 255V253H69V249L71 248L70 247V245H67V247H65L64 248V246H62ZM152 247V246H151ZM189 247V246H188ZM227 247H231L232 249H230V250H228V248ZM254 248V250H251V248ZM258 247V246H257ZM75 248V247H74ZM74 248H73V250H74ZM88 248V247H87ZM117 248V247H116ZM115 248V249H116ZM131 248V246H129V245H126L125 247H123L122 246V249L123 250H126V251H128L127 253H120V255L122 256V254H123V256L121 257V261L119 260H117V261H114V262H111V264H126V263H131V260L134 258V251L132 250V248ZM198 248V247H197ZM196 248V249H197ZM259 248V247H258ZM14 249V248H13ZM77 249V254H76V257H77V259H79L80 258V254L81 255H83L84 254V256L83 257H85V256H87V254H89L90 255V253H93V252H95V251H91L90 249H86V248H83V247H81V246H79L78 248H76ZM75 249V250H76ZM114 249V250H115ZM110 250V249H109ZM184 250H185V248H184ZM187 250V249H186ZM198 250H200V248L198 249ZM259 250V249H258ZM261 250V249H260ZM259 250V251H260ZM36 251V250H35ZM48 251V250H47ZM58 251V250H57ZM91 251V252H90ZM139 251H140V249H139ZM138 251V252H139ZM182 251V250H181ZM53 252V251H52ZM116 251H113V249H112V251L111 252H109V253H107L104 257L102 256L101 258L99 257V259H96V258H94L93 257V262H91V264H106V260L110 257V256H112V254H114ZM142 252V251H141ZM192 252H194V250L192 251ZM200 252V251H199ZM207 252V251H206ZM239 252V253H238ZM11 253H13V254H11ZM38 253H39V251H38ZM198 253V252H197ZM203 253V252H202ZM212 253V252H211ZM219 253V254H218ZM235 253H236V255H235ZM237 253H238V255H237ZM260 253V252H259ZM35 254L37 255V252H35ZM75 254V253H74ZM192 254H194V253H192ZM199 254V253H198ZM9 255V256H8ZM73 255V254H72ZM189 255H190V253H189ZM188 255V256H189ZM252 255V256H253ZM167 256V257H166ZM185 256V255H184ZM195 256H197V255H195ZM202 256V255H201ZM212 256V255H211ZM224 256V255H223ZM246 256V255H245ZM75 257V256H74ZM29 258H32V256L31 257H29ZM35 258V259H34ZM223 258V257H222ZM250 258V257H249ZM30 262H29V261ZM72 259H70V261H71ZM92 260V259H91ZM115 260V259H114ZM53 261V262H52ZM55 261V262H54ZM159 262V263H160ZM248 262V261H247ZM252 262V261H251ZM255 262V261H254ZM66 263V262H65ZM146 263V262H145ZM144 262H143V264H145ZM148 263V262H147ZM146 263V264H147ZM247 264V263H246Z\"/></svg>", "mask_w": 264, "mask_h": 264}]
</instances>
